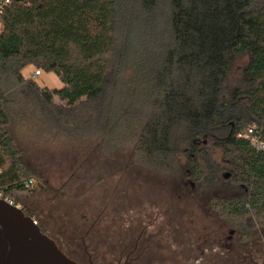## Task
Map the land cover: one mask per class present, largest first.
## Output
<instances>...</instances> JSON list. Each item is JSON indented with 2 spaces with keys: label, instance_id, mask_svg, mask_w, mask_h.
Returning a JSON list of instances; mask_svg holds the SVG:
<instances>
[{
  "label": "trees",
  "instance_id": "trees-1",
  "mask_svg": "<svg viewBox=\"0 0 264 264\" xmlns=\"http://www.w3.org/2000/svg\"><path fill=\"white\" fill-rule=\"evenodd\" d=\"M8 1L0 12L2 198L21 207L44 188L11 128H41L56 140L68 128L75 148L72 139L93 124L89 147L113 142L149 175L188 176L227 193L212 197L218 215L242 239L260 230L264 242V148L253 140L264 144V0ZM27 67L54 73L62 86L42 87ZM91 106L100 110L80 114Z\"/></svg>",
  "mask_w": 264,
  "mask_h": 264
},
{
  "label": "rangeland",
  "instance_id": "rangeland-1",
  "mask_svg": "<svg viewBox=\"0 0 264 264\" xmlns=\"http://www.w3.org/2000/svg\"><path fill=\"white\" fill-rule=\"evenodd\" d=\"M35 70L34 67H27L23 74L33 78L42 87L53 89L62 86L54 73L42 71L41 75H35ZM54 101L65 104L58 97ZM99 110L100 107H84L80 114L83 113L87 118L88 113ZM88 125L83 135L72 139L75 148L68 144V128L64 130L66 135L57 140L54 132L51 134L41 128L26 132L22 128H11L10 132L20 150V160L42 179L44 188L18 200L22 210L23 207L33 210L31 212L37 222L42 225L49 223V227L50 222L54 221L52 218L57 221L61 214L68 216L73 213L80 215L89 210L94 212L107 200L117 202L118 199L114 206L117 207L116 212L124 218L139 213H158L162 215L160 222L165 217L173 218L174 222L182 217L185 230H191V226L198 230H208L211 226L220 235L219 231L228 228L219 216L215 226L212 225L209 222L212 219L209 210L203 209L210 197L226 196L227 193L213 188H201L199 183L188 176L180 186L181 181H166L162 177L149 175L132 165V151L129 148L122 147L120 150L118 144L113 142L102 150L95 144L89 147V143L96 137V130H92L95 127L93 124ZM61 141L63 146L60 145ZM249 246L253 248L255 260L263 261L264 244L260 230L255 232Z\"/></svg>",
  "mask_w": 264,
  "mask_h": 264
},
{
  "label": "flooded vegetation",
  "instance_id": "flooded-vegetation-1",
  "mask_svg": "<svg viewBox=\"0 0 264 264\" xmlns=\"http://www.w3.org/2000/svg\"><path fill=\"white\" fill-rule=\"evenodd\" d=\"M111 202L107 200L94 212L61 214L57 221L51 216L54 221L49 227V223L35 221L42 233L77 264H264V260H255L251 239H242L239 230L218 215L212 197L203 209L209 210L212 225L219 216L228 226L219 231L220 235L211 226L208 230L192 226L185 230L182 217L177 222L171 217L160 222L162 215L158 213L124 218L116 212V201Z\"/></svg>",
  "mask_w": 264,
  "mask_h": 264
},
{
  "label": "water",
  "instance_id": "water-1",
  "mask_svg": "<svg viewBox=\"0 0 264 264\" xmlns=\"http://www.w3.org/2000/svg\"><path fill=\"white\" fill-rule=\"evenodd\" d=\"M0 264H77L24 211L0 198Z\"/></svg>",
  "mask_w": 264,
  "mask_h": 264
},
{
  "label": "built area",
  "instance_id": "built-area-1",
  "mask_svg": "<svg viewBox=\"0 0 264 264\" xmlns=\"http://www.w3.org/2000/svg\"><path fill=\"white\" fill-rule=\"evenodd\" d=\"M9 3V1L8 0H6V1H2V2H0V12H1V10L3 9V7L5 6V5H7ZM41 73L39 72V71H36L35 72V75H40ZM253 133V131L252 130H249V133L246 135V137H248L250 134H252ZM254 140V142H256V144H258V146L260 147V148H264V144L263 143H260V142H258L255 138L253 139ZM34 183V181L32 180V179H30V180H28V182L26 183V185L27 186H31L32 184ZM0 198H2L1 197V195H0ZM4 199V198H3ZM6 200H8V199H6ZM10 203H12V204H14L11 200H8ZM15 205V204H14ZM16 206H18V205H16ZM18 207H20V206H18Z\"/></svg>",
  "mask_w": 264,
  "mask_h": 264
},
{
  "label": "crops",
  "instance_id": "crops-1",
  "mask_svg": "<svg viewBox=\"0 0 264 264\" xmlns=\"http://www.w3.org/2000/svg\"><path fill=\"white\" fill-rule=\"evenodd\" d=\"M41 75V74H40ZM57 103V102H56ZM58 104H61V103H58ZM61 105H63V104H61Z\"/></svg>",
  "mask_w": 264,
  "mask_h": 264
}]
</instances>
